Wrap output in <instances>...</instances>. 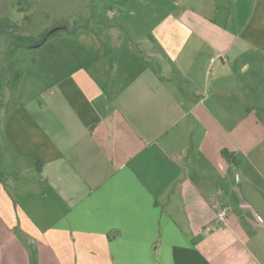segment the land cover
Instances as JSON below:
<instances>
[{"label": "crops", "instance_id": "obj_1", "mask_svg": "<svg viewBox=\"0 0 264 264\" xmlns=\"http://www.w3.org/2000/svg\"><path fill=\"white\" fill-rule=\"evenodd\" d=\"M182 7L4 85L0 264H264V0Z\"/></svg>", "mask_w": 264, "mask_h": 264}, {"label": "rangeland", "instance_id": "obj_2", "mask_svg": "<svg viewBox=\"0 0 264 264\" xmlns=\"http://www.w3.org/2000/svg\"><path fill=\"white\" fill-rule=\"evenodd\" d=\"M18 1L0 0V23L17 28L15 36L0 37V60L12 58L17 68V74L12 76L14 79L7 83L8 70L6 66L0 67V92L5 84L11 91L22 81L20 89L25 84L27 96H31L40 91L37 89L42 85L41 76H46L48 82H55L61 75L58 61L75 57L86 43L91 44L87 52L93 41L104 40L111 44L115 40L111 30L116 28L126 45L136 44L139 33L149 32L171 11L179 10L181 5L191 6L196 0H22L21 7L27 9L25 13L19 11ZM26 15L30 19H25ZM86 21L89 27L81 28L78 35L61 32L47 46L29 50L14 47L16 42L24 44L38 40L42 31L57 23H68L74 29L84 26Z\"/></svg>", "mask_w": 264, "mask_h": 264}, {"label": "trees", "instance_id": "obj_3", "mask_svg": "<svg viewBox=\"0 0 264 264\" xmlns=\"http://www.w3.org/2000/svg\"><path fill=\"white\" fill-rule=\"evenodd\" d=\"M22 0L18 1V6L19 7V11L20 12H27L26 8H22ZM25 5V4H24ZM25 19H30L28 15L25 16ZM90 21V20H87ZM86 21V24L84 26H75V28H71V26L68 23H57L53 28H49L45 31H42L39 36H38V40L29 42V43H18L16 42L14 44L15 49H34V48H38V47H42V46H47V44L55 37L58 36L59 33L61 32H66L69 35H78L81 31V28H85L87 29L89 27V22ZM17 33V28L8 24H4V23H0V37H11V36H15V34ZM1 66H6L8 72L6 74V77L8 80H13L14 78L12 76H14L13 74L17 72V68H16V62L12 59V58H8L6 60H0V67ZM17 74V73H16ZM33 264H36L35 261H33Z\"/></svg>", "mask_w": 264, "mask_h": 264}, {"label": "built area", "instance_id": "obj_4", "mask_svg": "<svg viewBox=\"0 0 264 264\" xmlns=\"http://www.w3.org/2000/svg\"><path fill=\"white\" fill-rule=\"evenodd\" d=\"M226 214H227V209H222L219 213H218V218L223 222L226 218Z\"/></svg>", "mask_w": 264, "mask_h": 264}]
</instances>
